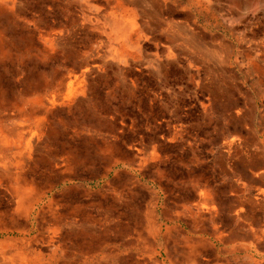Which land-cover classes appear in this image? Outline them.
Instances as JSON below:
<instances>
[{
  "label": "rangeland",
  "instance_id": "1",
  "mask_svg": "<svg viewBox=\"0 0 264 264\" xmlns=\"http://www.w3.org/2000/svg\"><path fill=\"white\" fill-rule=\"evenodd\" d=\"M14 157L0 264H264V0H0Z\"/></svg>",
  "mask_w": 264,
  "mask_h": 264
},
{
  "label": "bare ground",
  "instance_id": "2",
  "mask_svg": "<svg viewBox=\"0 0 264 264\" xmlns=\"http://www.w3.org/2000/svg\"><path fill=\"white\" fill-rule=\"evenodd\" d=\"M66 76V75H65ZM67 77V76H66ZM65 77V78H66ZM68 78V77H67ZM72 79H73V77H72ZM66 80V79H65ZM67 81V80H66ZM65 81V82H66ZM75 83V82H74ZM62 84H64L63 82H62ZM72 84V83H71ZM65 85H66V83H65ZM64 86V85H63ZM76 86V85H75ZM65 87V86H64ZM74 87V86H73ZM62 89V88H61ZM64 89V88H63ZM66 89V88H65ZM70 91V90H69ZM74 92V91H73ZM66 96H67V94H66ZM60 98V97H59ZM71 98V97H70ZM67 99V98H66ZM49 102L50 101H52L50 98H49V100H48ZM54 101V100H53ZM53 101H52V103H53ZM63 103V102H62ZM51 104V103H50ZM54 104V103H53ZM48 105V104H47ZM41 124V123H40ZM28 129V128H27ZM25 131H31L30 129L29 130H26V129H24L23 127H21V126H16L14 129H11V132L13 133V134H15V135H18V136H22L24 133H25ZM36 133V132H35ZM31 135H33V134H31ZM32 137V136H31ZM32 144V143H31ZM3 145V144H2ZM29 146V145H28ZM26 150V149H25ZM24 150V151H25ZM27 151V150H26ZM23 152V151H22ZM25 153V152H24ZM21 158V157H20ZM8 162H10V164L11 163H13V164H15V165H22V164H24V162L22 161L21 162V160H19V159H16L15 157L13 158V159H10V160H2L1 161V159H0V167H2L3 169H5L6 170V166H7V163ZM27 165V164H26ZM25 165V166H26ZM10 167H12V166H10ZM22 171V170H21ZM8 173V172H7ZM10 174V173H9ZM0 176H8V178L9 179H12V180H14V181H19V180H21V176H19V175H6L5 173H1L0 174ZM29 184V186H26L25 188H24V191H22L21 192V194H23V199L24 200H30L34 195H35V192H36V185L34 184V183H30V182H27L26 183V185H28ZM36 188V189H35ZM15 192V191H14ZM15 194V193H14ZM46 196V195H45ZM42 197V196H41ZM23 201V200H22ZM19 203H20V201H18ZM25 202V201H24ZM17 205H18V203H17ZM37 207V206H36ZM17 210V209H16ZM89 231V230H88ZM11 257V256H10ZM14 260V259H13Z\"/></svg>",
  "mask_w": 264,
  "mask_h": 264
},
{
  "label": "crops",
  "instance_id": "3",
  "mask_svg": "<svg viewBox=\"0 0 264 264\" xmlns=\"http://www.w3.org/2000/svg\"><path fill=\"white\" fill-rule=\"evenodd\" d=\"M14 128H15V127H14ZM14 128H12V129H14ZM7 133H12V132H11V129H10ZM3 138H4V139L7 138V137H6V133H5V135H3ZM3 138H2L1 140H3ZM1 160H2V159H1ZM3 170H5V169H3L2 167H0V174H1V173H6V172L3 171ZM16 175H17V174H16ZM36 186H37V185H36ZM9 254H10V253H9ZM10 258H11V257H10ZM14 261L17 262V260H14ZM21 261H22V263H25L24 258H22ZM26 262H27V261H26ZM17 263L20 264V262H17ZM22 263H21V264H22ZM27 264H30V263H27ZM79 264H81L80 261H79Z\"/></svg>",
  "mask_w": 264,
  "mask_h": 264
}]
</instances>
